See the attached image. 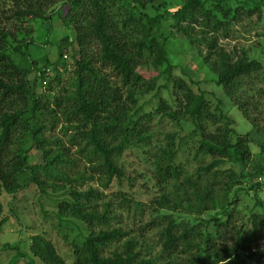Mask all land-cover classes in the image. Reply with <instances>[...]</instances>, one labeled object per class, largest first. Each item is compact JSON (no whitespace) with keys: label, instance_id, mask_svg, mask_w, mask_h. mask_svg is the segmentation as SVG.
Wrapping results in <instances>:
<instances>
[{"label":"trees","instance_id":"16d2710c","mask_svg":"<svg viewBox=\"0 0 264 264\" xmlns=\"http://www.w3.org/2000/svg\"><path fill=\"white\" fill-rule=\"evenodd\" d=\"M178 1V8L170 10L171 0H0V227L6 220L2 197L32 184L42 194L49 195L48 188L59 194L54 203L60 221L73 217L90 228L74 246L73 264L260 263L250 245L264 246V219H252L249 229L246 224L236 227L234 219L241 191L253 190L254 204L264 208L257 194L264 187V160L246 170L250 133L235 131L231 110L237 108L254 132L264 135V123L259 122L264 111L250 87L252 81L264 80V64L250 58L252 45L239 41L253 30L259 36L264 0ZM53 14L73 30L74 39L63 37L58 58H42L40 66L28 52L34 41L26 24L31 19L49 22ZM165 24L196 51L204 80L226 97L223 108L225 99L212 109L203 91L173 78L168 39L161 40ZM69 45H76L77 56L65 82L56 64ZM140 66L166 71L163 86L173 87L172 104L160 97L142 116L139 98L162 86L144 78ZM39 87L44 90L37 91ZM160 114L177 121L187 117L200 134L193 150L197 166L191 173L175 161L174 133L154 152L147 149L153 138L149 123ZM208 122L213 130L205 126ZM59 124L66 142L46 134ZM130 148L152 154L157 195L146 206L118 191L117 204L109 199L100 205L103 192L81 186L97 174L102 187L114 178L118 183L130 180L118 161ZM32 151L39 153L38 162L30 163ZM259 151L264 156V142ZM227 161L238 165L239 173L221 169ZM124 212L132 220L139 217L137 235L121 223ZM150 232L157 252L145 245ZM29 250L42 264H64L53 243L41 235L32 237Z\"/></svg>","mask_w":264,"mask_h":264},{"label":"rangeland","instance_id":"374dc122","mask_svg":"<svg viewBox=\"0 0 264 264\" xmlns=\"http://www.w3.org/2000/svg\"><path fill=\"white\" fill-rule=\"evenodd\" d=\"M178 0H171L168 5L170 10H175L179 6ZM66 9L64 10L65 13ZM264 15V13H263ZM32 27L33 33L31 34L33 41L28 46V52L32 59L37 60L38 64L43 65L42 58H48L50 61H55L58 58L57 49L62 41L63 37H67L68 40L74 39V32L71 28L65 26L61 19L53 14L51 21L46 22L40 19H31L26 24ZM259 26V27H258ZM257 26V32L259 36L254 35V31L245 35L243 38H239L242 45L250 47L249 56L260 60L264 64V16L261 18ZM161 40L168 39L167 49L171 61L174 65L173 78H183L190 84L193 91L198 92L199 89L204 92L205 99L210 103V107L214 109L218 104V100L225 99V95L222 91L216 87V85L210 80H204L205 69L203 64L197 58L196 51L183 41L180 34H177L174 29L164 25L161 32ZM257 41L259 44L257 45ZM76 45H69L63 48V60L61 64L57 62V69L63 74V79L66 82L70 78L71 70L73 69V55L76 54ZM62 63L65 64L66 70ZM140 74L146 79L154 78L157 86L149 93L144 94L139 98L137 108L139 110V116L143 113L153 110L160 97L167 99L172 104L173 100V87L170 83L168 87H164L163 84L167 80V72H159L152 68L138 67ZM70 72V73H69ZM47 74L50 73L46 72ZM260 76L263 75L260 73ZM33 74L30 78H33ZM259 76V78H260ZM264 76V75H263ZM114 78V77H113ZM207 78V77H206ZM116 80V79H115ZM198 82L197 85L192 84ZM259 80V79H258ZM250 86L254 91V99L260 103V107L264 111V80L252 81ZM245 86V85H244ZM246 87L249 88L248 83ZM43 88L39 87L37 91H41ZM44 90V89H43ZM222 101V108L224 103ZM233 116H235L237 123L232 125L235 131L239 134L250 133L249 146L251 149V163L248 164L246 170H252V165L262 162L264 156H259L260 144L264 142V135L256 134L254 128H252L249 121H247L237 108L231 110ZM137 117V116H136ZM261 124L264 123V119H260ZM153 138L151 139V145L147 149H151L152 152L158 146H164L166 143V135L168 133H174L175 148H178L175 161L181 163L186 167L188 173L195 170L197 166V159H194L193 150L200 137L198 132L194 131V124L189 118H181L177 120H171L168 117H164L161 114L156 115L150 121ZM208 130H213L215 126L211 123L205 124ZM47 135H52L54 138H61L62 142H66L63 135L61 124L57 125L54 130L47 131ZM73 150V149H72ZM153 157L151 153L143 154L140 149L130 148L124 150L122 156L119 158V163L122 164L125 177H129L130 180L124 178L121 183H118L114 178L109 182L107 187H102L99 182L100 175L86 182L81 189L88 187L98 188L103 192V199L98 203L112 200V202H118L117 192H127L134 198L139 199L148 206L152 197L156 196L159 187L155 185L152 175V165L149 163ZM40 160V155L37 151H32L29 161L35 163ZM211 160L207 157V162ZM233 168L239 173V166L229 161L221 165V169ZM89 174V173H88ZM101 181V180H100ZM250 182V181H249ZM245 183L249 186L250 183ZM49 195L42 194L36 188L35 185H30L26 189L19 191L14 196L5 194L2 197L3 204V216L6 220L0 227V264H11L17 259L15 264H42L41 261L31 255L29 246L31 244L32 237L35 235H41L49 239L57 253L63 258L64 264H73L74 262V246L80 245L85 237L89 234L90 228L80 220L73 217H63L62 220L58 219L56 215L55 200L60 197L59 194L52 193L50 188L47 189ZM254 191H250L249 194L241 191L238 196L237 213L234 219V225L237 227L241 224H246V228L251 227V221L254 219L256 222L258 218L264 219V208L258 207L254 204V199L251 196ZM61 194V193H60ZM258 196L264 200V187L257 191ZM12 203L10 208L9 203ZM148 210V208H146ZM120 213V211H118ZM149 212H145L144 219L148 218ZM133 215V212H131ZM121 223L127 230H133V235H137L139 217L132 220L127 216V213H122ZM228 234L233 232L228 229ZM245 232V231H244ZM263 235L260 236V240ZM257 243V242H256ZM145 245L152 248L157 252L159 246L156 245V238L153 232L148 233L145 239ZM256 244H251V251L254 252V260H259V264H264V248L256 247ZM19 253L24 255L20 256ZM253 262V261H252Z\"/></svg>","mask_w":264,"mask_h":264},{"label":"built area","instance_id":"2783aa9c","mask_svg":"<svg viewBox=\"0 0 264 264\" xmlns=\"http://www.w3.org/2000/svg\"><path fill=\"white\" fill-rule=\"evenodd\" d=\"M63 56L65 57L66 55L64 54ZM49 71H50L49 69H46V72H49ZM44 83H45V81H44ZM263 248H264V246H263Z\"/></svg>","mask_w":264,"mask_h":264}]
</instances>
